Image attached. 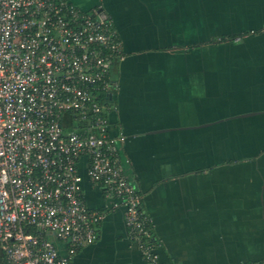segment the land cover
<instances>
[{"label": "crops", "instance_id": "0c3cea01", "mask_svg": "<svg viewBox=\"0 0 264 264\" xmlns=\"http://www.w3.org/2000/svg\"><path fill=\"white\" fill-rule=\"evenodd\" d=\"M71 2L101 5L122 41L112 120L159 264H264V0ZM80 171L88 207L104 208ZM98 229L74 264H145L123 209Z\"/></svg>", "mask_w": 264, "mask_h": 264}, {"label": "built area", "instance_id": "2783aa9c", "mask_svg": "<svg viewBox=\"0 0 264 264\" xmlns=\"http://www.w3.org/2000/svg\"><path fill=\"white\" fill-rule=\"evenodd\" d=\"M102 13L71 0H0V264H74L120 208L145 264H159L143 196L123 169L111 99L125 53ZM83 160L102 209L85 200Z\"/></svg>", "mask_w": 264, "mask_h": 264}, {"label": "water", "instance_id": "95a60500", "mask_svg": "<svg viewBox=\"0 0 264 264\" xmlns=\"http://www.w3.org/2000/svg\"><path fill=\"white\" fill-rule=\"evenodd\" d=\"M101 16H102L103 19L107 18V15H106L105 12H103V13L101 14ZM259 114H260V112H250V113H246V114H243V115H239V116H237V117L243 119V118L253 117V116H255V115H259ZM164 131H165V130H164ZM157 132H161V131H157ZM157 132H155V133H157ZM125 140H126V139H125Z\"/></svg>", "mask_w": 264, "mask_h": 264}, {"label": "flooded vegetation", "instance_id": "af4514ba", "mask_svg": "<svg viewBox=\"0 0 264 264\" xmlns=\"http://www.w3.org/2000/svg\"><path fill=\"white\" fill-rule=\"evenodd\" d=\"M230 39V38H229ZM231 39H233V38H231Z\"/></svg>", "mask_w": 264, "mask_h": 264}]
</instances>
